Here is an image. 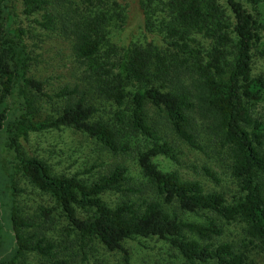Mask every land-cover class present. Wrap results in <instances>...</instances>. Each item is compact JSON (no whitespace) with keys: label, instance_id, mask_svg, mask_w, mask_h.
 Returning a JSON list of instances; mask_svg holds the SVG:
<instances>
[{"label":"trees","instance_id":"obj_1","mask_svg":"<svg viewBox=\"0 0 264 264\" xmlns=\"http://www.w3.org/2000/svg\"><path fill=\"white\" fill-rule=\"evenodd\" d=\"M10 1L0 0V264H26V254L43 259L42 264H67L43 234L27 231L34 225L15 206L18 175L53 205L39 208L40 222H48L58 211L81 240L94 239L107 252L125 254V241L156 238L177 252L176 264H253L247 256L249 248L262 256L264 264V126L250 112L264 100V80L251 75L252 54L261 37L260 26L240 0L140 1L148 9L143 14L150 12L143 22L148 31L149 20L157 13L161 46L131 43L118 49L108 42L107 27L113 16L122 20V15L99 10L101 0H82L85 14L70 17L62 27L73 55L87 71L94 102L86 99L82 87L63 86L55 94L62 101L56 116L41 122L34 119L27 90L40 93L41 83L27 76L30 57L25 31L14 25ZM47 3L22 0V11L31 15L44 10L43 21L37 24L48 30L53 17L46 14ZM154 3L160 6L158 11L149 10ZM96 100L114 109L112 118L109 114L104 119L93 117L98 111ZM146 104L159 109L170 134L187 147H196L195 117L206 120L228 149L229 174L238 186L235 196L227 200L198 180L156 168L151 162L154 157L173 163L176 159L169 144L146 125ZM114 122L121 124L117 127ZM59 128L81 133L111 154L127 150L124 130L148 140L135 157L144 184L123 187L121 192L130 197L110 208L102 196L121 190L125 168L114 166L85 183L54 176L45 162L21 151V143L31 133ZM76 209L91 214L79 217ZM183 214L204 219L185 221ZM233 221L241 225L244 235L239 250L229 243H207L221 233L216 222Z\"/></svg>","mask_w":264,"mask_h":264},{"label":"rangeland","instance_id":"obj_2","mask_svg":"<svg viewBox=\"0 0 264 264\" xmlns=\"http://www.w3.org/2000/svg\"><path fill=\"white\" fill-rule=\"evenodd\" d=\"M102 7L110 15L120 13L122 20L113 16V20L107 27L108 42L115 46H127L131 43L145 44L153 42L161 46L157 36V22L155 16L149 20V31L144 27L145 17H150L145 3L141 7L140 1L144 0H101ZM111 1H117L113 6ZM242 7L260 26V41L251 59V75L262 77L264 80V2L252 5L246 0H240ZM22 0H11L10 13L13 16L14 25L22 28L23 40L29 53V63L26 70L27 76L41 83V92L28 90L32 100L34 119L45 121L56 116L62 101L55 94L63 87L78 85L85 89L86 99L94 102L91 90V81H87V71L82 63L75 58L71 50L69 37L64 34L62 23H67L74 15L85 14L86 4L82 0H64L57 2L48 0L44 6L46 14H52L50 29H43L37 23L43 21L44 10L25 15L23 13ZM159 5H151L149 10L158 11ZM111 25V26H110ZM186 74L189 75V72ZM187 75V80L189 76ZM97 113L94 118H112L114 110L108 103L96 100ZM145 123L155 131L157 136L169 144L175 155V163L168 158L157 156L151 162L161 172H176L181 178L198 180L205 189L214 190L230 200L238 192L236 181L229 174V152L225 146H221L218 137L210 131L206 120L195 117L193 126L196 147H187L177 141L170 134L164 124L159 109L146 104ZM251 115L264 126V100L250 107ZM117 125L115 122L113 123ZM122 142L127 145V150L122 153L111 154L103 149L93 139L75 132L69 128L46 129L31 133L26 142L21 143V151L24 155L35 156L45 162L50 173L54 176L74 177L85 183L96 180L99 176L110 172L114 166L125 168L126 183L120 191L107 192L102 199L110 207H114L121 200L126 199L127 194L121 192L123 187L136 188L144 184L139 169L136 165V153L148 146V140L137 136L131 131L124 130ZM264 133V132H262ZM264 137V136H263ZM264 149V138H262ZM212 175V177H209ZM214 179V180H213ZM216 180V181H215ZM15 187L18 192L15 195L16 208L27 222H32L31 230L43 234L47 240L55 246V251L67 264H176L179 262L177 252L170 245L156 238L133 239L125 241L122 247L125 254L120 251L107 252L94 239L81 240L74 233L61 213L56 211L52 218L42 223L38 219V210L42 206H53L48 198L41 196L35 188L30 186L25 179L18 175L15 179ZM143 193H145L144 187ZM79 217L85 218L91 214V210L76 209ZM185 221L202 222L203 216L183 214ZM221 228L218 236L212 237L207 243L216 246L221 243H229L234 249L239 250L243 242V232L240 224L233 222H216ZM124 255L127 262L124 261ZM247 256L253 264H263L262 256L253 248H249ZM26 264H42L43 259L32 255H24Z\"/></svg>","mask_w":264,"mask_h":264}]
</instances>
